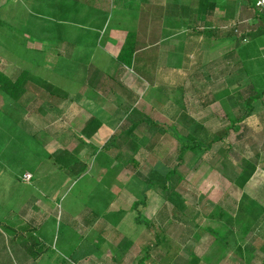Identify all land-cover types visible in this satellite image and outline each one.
I'll return each mask as SVG.
<instances>
[{"label":"rangeland","instance_id":"374dc122","mask_svg":"<svg viewBox=\"0 0 264 264\" xmlns=\"http://www.w3.org/2000/svg\"><path fill=\"white\" fill-rule=\"evenodd\" d=\"M87 2L8 0L0 4V59L1 63L11 62L8 66L3 65V71L15 79L22 70L28 69L31 74L52 80L68 91L67 98L58 106H50L41 97L31 95L16 102L0 90V155L6 157L3 159L5 161L0 162V170L3 164L9 163L6 160L7 148L8 160L10 154L18 156L13 166L5 168L9 175L13 172L12 177L16 176L17 170L21 172L31 168V164H39L44 157H47L48 162L50 157L33 138L30 140V150L24 149L27 135H22L18 128H13L12 135L5 134L6 123H9L7 114H31L29 119L32 126L42 125V119L35 115L42 114L48 131L43 140L48 143V147L54 148L53 144H58V147L64 148V152L70 150L69 153L76 146L87 148L86 153L82 152L79 157L87 161L80 159V164L84 166L82 169H85H81L82 172L78 174V167L67 172L65 164L74 162V155L67 157L64 154V159L59 160L62 173H57L56 177L46 166H41L39 171L40 175L44 174L43 177L36 176L32 183H20L15 177L14 183L9 184L6 177H0L4 180L0 184V191L4 192H0V202L4 198L5 206L9 201L11 207L15 204L18 208L33 194L39 193L37 197H43L41 194L45 193L54 195L57 199L55 208L62 214L59 224L62 225L63 232L67 229L70 236L72 222L69 221L73 215L84 210L82 208L87 203L100 217L116 226L118 217L122 216L117 211L105 215V208L116 195L118 199L115 207L127 213L123 223L120 222L117 227V233L121 231L117 237L129 238L124 248L131 242H137L139 234L143 235L144 244L145 241L152 240L154 244L158 241L159 245L155 246L157 249L152 256L154 264H171L167 262L166 252L163 250L168 242L178 243V253L184 254L183 256H201L200 262L194 257L190 264H264V98L254 102L251 115L240 123V131L232 130L230 136L214 142L206 152L187 151L184 154L185 161L179 166L176 158L180 147L177 133L194 134L202 142L210 143L216 132L228 127L231 121H236L244 113L246 106L243 99L247 96V87L254 85L264 88V72L259 69V63L247 65V55L244 54L245 57L241 56V59L245 66L240 65L241 69L233 72V77L229 76L228 79L225 74H231L223 71L224 69L209 73V70L200 71L197 66H193L198 61V51L190 59L193 65H187L194 68V71H149L151 90L138 99L136 105L144 114L129 115L136 120H141L142 117L145 121L150 119L158 125L143 122L135 130L132 137L133 146H136L135 153L126 143L123 148H115L114 145L108 148L114 138L115 144L122 142V139L117 138L119 128L129 120L123 109L125 101L119 102L125 94L109 92L108 95L104 94L105 98L82 96L76 92L78 89L74 81L77 82V79L71 76L82 75V78L84 71L64 69L62 65L52 61L54 57L47 58L45 64L44 56L38 54V47L42 51L49 47L44 46V42H52L51 47L55 48L61 45L58 51H64L68 58L75 59L76 56L84 55L85 64L91 62V55L94 57L100 54L98 37L92 30L85 36L81 35L79 40V43H89V49L83 44L79 47L82 49L77 52V48L70 45L74 39L72 32L82 30L79 24L88 25L89 19L95 22L101 15L99 12L93 14L90 9L83 7ZM248 12L253 15L254 8L246 10L244 14ZM95 26L98 27L99 24L96 23ZM254 40L256 41L252 45L264 42V34H256ZM191 51L196 52V48ZM229 58L230 56H225L221 58V62ZM92 65L95 68H98L97 65L101 66L99 63ZM257 69L259 71H254ZM155 74L156 79L152 81ZM214 74L219 76L216 78ZM213 97L216 98L215 102L203 105L204 100ZM88 114L98 115L103 121L104 130L94 138L95 145L102 146L97 150L93 146H87L88 142L83 146L81 144L83 140L80 138V131L86 118L90 116ZM54 127L61 133L56 141H52L48 134ZM7 140L10 143L8 147L5 146ZM131 156L135 159L134 163L129 161ZM173 166H177V175L181 176L179 180L175 178L173 181V188L178 195L165 201L163 193L153 189L147 192L146 205L134 207V203L143 199L145 179ZM242 172H252L244 186L237 184ZM1 205L0 203V211L3 210ZM1 218L0 216V220ZM231 219L233 222L229 224L228 220ZM248 221L251 225L246 229ZM0 225L3 223L0 222ZM6 238L7 236L0 235V264L13 262L7 252L10 248ZM74 238L76 239L75 236ZM119 239L118 245L110 248V255L115 257H120L119 246L122 240ZM95 243L98 245V240ZM63 252L68 254L65 250ZM105 254V250L99 249L95 255L99 258ZM126 256L127 259L132 258L129 264L135 263L132 251ZM71 257L73 256L70 254L58 255L65 264H77ZM150 262L151 259L145 264H152Z\"/></svg>","mask_w":264,"mask_h":264},{"label":"crops","instance_id":"0c3cea01","mask_svg":"<svg viewBox=\"0 0 264 264\" xmlns=\"http://www.w3.org/2000/svg\"><path fill=\"white\" fill-rule=\"evenodd\" d=\"M4 1L8 0H0V4H3ZM87 1L88 2L83 7L90 9V12L93 14L99 12L101 15L95 22L89 19L88 25L84 26L83 24H79V28L82 30L76 29L72 32V34H74V39L71 41L72 43H70V45L75 46L78 52L79 49H82L79 48L81 35L85 36L87 33L89 34V30L95 31L98 37L97 47L100 48L101 52L94 57L91 55V62L95 65L98 63L101 65H97V70L113 72L117 68L114 60L117 58L127 34L131 31L138 33L141 40L144 38L147 42L146 48L141 49L138 54H142L144 51L145 53L148 52L146 55H151V60H148L145 64L146 67H144L150 71L180 69L194 71V68H189L187 65H193L190 59L193 54L200 51L197 56L198 61L193 65L197 66L196 68L200 69V71L206 69L209 70V73H212L224 69L223 71H228L227 73L231 74H225V77L227 76L229 79V76L233 77V72H237L241 69L239 67L240 65L245 66L241 56L245 57L244 54H246V64L259 63V69L264 72V42L258 45H252V43L256 41L254 40L256 34L261 36L264 34V17L255 14V11L253 15L249 14V12L244 14L246 10H253L252 6L254 5V0H206L209 4L206 1L203 2L200 0ZM210 4H215L213 11L210 10ZM108 15L109 17H107ZM76 16H78V11ZM108 18H110V21H108ZM96 23L99 24L98 27L95 26ZM192 24L195 25V29H193ZM78 36L79 38H77ZM51 43L52 42H44V46L49 47H46V50L43 49V51L41 47H38V54L41 53V55L44 56L45 64L47 58L54 57L52 61L62 65L64 69H78V71L81 72L85 70L83 66V62L85 61L84 55H80L79 57L76 56L75 59L68 58L65 56L64 51H58L61 45L55 48L54 46L51 47ZM193 45L195 47H193ZM86 47L89 49V43H86ZM195 48L196 52H192L191 49ZM42 53H44V55ZM225 56H230V58L227 61L221 62V58ZM10 63L11 62L8 61L1 63L0 59V70L3 71L5 66H8ZM150 65L151 67H149ZM254 71L259 70L257 69ZM5 74L9 76L7 73ZM81 76H71V78L77 79V82L74 81L78 89L76 90L77 93L79 92L82 96L86 95L87 97L105 98L103 95L104 93L101 94V92H97L93 85L89 83L85 84ZM213 76L217 78L219 75L214 74ZM121 81H123L134 95L138 96V99H141L143 95L151 90L149 82L136 74L133 69H126L122 74ZM145 83L147 86H145ZM147 88L148 90H146ZM120 100H124L125 103L127 101L125 97H122ZM215 101L216 98L213 97V102ZM137 103L138 101L136 105ZM7 115L9 116V123H6L5 134L12 135L13 128L16 127L21 131L22 135H24V133L27 135V143L24 145V149L30 150V140L33 138V141H37V145L50 155L48 162L47 157H44V159L39 161V164H31V168L28 167L27 169L21 170V172L17 170L16 176L12 177L13 172L9 175L8 169L5 168L13 166L18 156H11L10 154L8 160L9 149L7 148L6 160L9 161V163L4 162L5 164L2 165L0 177H6V182L9 184L14 183L15 177L20 183H32L36 176L40 178L43 177L44 174H39L41 166L48 167L51 174L56 177L57 173L62 171L59 160L64 159V154H66L67 157L74 155V160H76L80 166H82L80 164V159L81 161L87 162L79 158L82 152L83 154L86 153V147L79 148L76 146L71 153H69L70 150L64 152V148L62 146L58 147V144H53L52 147L54 148L48 147V143L43 140L47 137L46 132L48 131L46 129V120L43 118L42 114H35L42 119V125L40 126H32L30 124L29 116L31 114ZM88 115L90 116L86 118V122L94 116V114ZM94 117L102 123L101 127L94 135L88 137L83 133L84 125L80 131L82 132L80 138L83 140L81 141L82 146L86 145L88 142L87 146L99 148L102 146H96L94 138L104 130V125L102 119L99 118L98 115ZM10 124L11 127H9ZM48 134L52 141H56L61 133L58 128L54 127L51 128ZM22 140L24 141V139ZM9 145L10 143L7 140L5 146L8 147ZM50 149H55V151H51ZM75 153H77V156H75ZM4 158L6 157L0 155V162L5 161L3 160ZM23 158L25 159V156H23ZM27 173L32 174V179L30 181L24 179V175ZM3 182L4 180L0 179V184ZM108 191L111 195L113 194L111 190L108 189ZM0 192L4 194V192ZM39 195L40 194L37 193L33 194L28 199L26 198L22 203L23 206L19 205L20 207L18 206V208L15 204L11 207L9 201L5 206L4 198L0 202L2 204L1 207L3 206V210L0 211V216L2 217L0 222L3 223L2 226L0 225V235L7 236L6 239H8L7 242L9 243L7 246L10 248L7 252L8 255L13 258L12 264H65L63 263L65 262L62 260L63 258H58V255L65 254L67 256L68 254L73 256L71 258L74 259L73 262L77 264H106L109 262L113 264H129L132 258L127 259L126 255L130 251L134 253V264H145L149 259H151L150 263H152L153 252L157 249L155 246L159 245L158 241H156L155 244L152 240L150 242L145 241L146 243L144 244L143 235L139 234L137 242H131L129 246L126 245L127 248H124L123 246L127 243L129 238L121 237V239H119L117 237L121 234V231L117 233L119 231L117 227L120 222L123 223L126 216L125 214H127L125 211L115 207L118 196L114 195L105 208V215L117 211L118 215L122 216L120 218L118 217L116 226L100 217V215L89 207L87 203L84 208H82L84 210L73 215V218L69 221L72 222V235L68 236L67 229L63 232L62 225L59 224V220L62 219V214L59 210L57 212L55 208L57 199L54 198V195L49 196L46 193L41 194L43 197H37ZM11 200L12 198H10V201ZM247 229H249V227ZM157 235L158 234H156V237ZM118 239L122 240V244L119 246L120 249L118 248L120 250V257H115L110 255V252H112L110 248L112 249L115 244L118 245ZM96 240H98V245L95 243ZM143 246L146 248L143 249ZM178 246V243L172 242H168L163 246V250L166 252L165 256L167 257V262L169 261L171 264H190V262H193L192 259L195 258H197L196 261H201V256L193 254L194 256L190 258L183 256L184 254H179ZM128 247H130V250ZM62 249L68 252V254L64 253ZM99 249L105 250L106 254L105 256L96 258L95 254Z\"/></svg>","mask_w":264,"mask_h":264},{"label":"trees","instance_id":"16d2710c","mask_svg":"<svg viewBox=\"0 0 264 264\" xmlns=\"http://www.w3.org/2000/svg\"><path fill=\"white\" fill-rule=\"evenodd\" d=\"M200 1L204 2L206 0ZM214 7L215 4H212L210 10L213 11ZM252 7L254 8L255 14L264 17V13L260 12L255 7V0ZM192 27L193 29L196 28L194 24H192ZM83 44L86 43H83L82 41L79 44V47H81L80 45ZM146 46L147 42L144 38L141 40V38L138 36V33L130 31L127 34L125 42L117 58L114 60L117 68L113 72H104L101 70H97L95 66L92 65V63L85 64V61L83 62V66L85 67V75H83V80L85 84L89 83L93 85L94 89L97 92H101V94L104 93L105 95H107L109 92L113 94H119V92H121L122 94H125V98L127 99L123 109L128 114L129 120L125 123V125L119 128L120 132L117 136L118 139H122L120 140L122 142H118L117 144H115L116 140L114 138V140L108 145V148L112 147L113 145L115 146V148L116 146H120V148H123V144L126 143L127 145L131 146L132 150L134 151L133 153H135L136 146H133L132 141L135 130L140 127L143 122H149L153 123L154 125H158V123L150 119H147L148 121H145V118L142 117L141 120H136V118H133L129 115L144 113L136 107L138 96L134 95L133 92L130 91L128 87L123 83V81H121L122 74L126 71V69H133L136 74L150 83V70L145 69L144 67H146V62H148V60H151V55H146L148 52L145 53L144 51L142 54H138V52L141 49L146 48ZM158 78L159 75H157V79ZM155 79L156 75H154V79H152V81ZM247 88V96L243 99L246 106L244 113H242V115H240L236 119V121H231V124L228 127L222 128L221 130L216 132V135L212 142H202L194 134L183 135L181 133H177V138L180 142V147L176 156L178 160V166L185 161L184 154H186L187 151L191 153H195V151L197 150L206 152L212 148L214 142L222 141L223 139H226L228 136H230L232 130H234L235 132L240 131V123L251 115L254 109V102L264 98V88H257L254 85H250ZM0 90H2L16 102H19L24 96L31 95L35 98L41 97L50 106H58L64 99L67 98L68 95V91L65 90L64 87L57 85L52 80L50 81L47 78H41L33 75L28 69L22 70L15 79L10 78L2 70H0ZM212 101L213 99L207 98L203 101V105L207 106L212 103ZM119 102H121V100H119ZM101 125L102 123L96 117H91L86 122L83 129L84 135L88 137L94 135L101 127ZM73 161L74 162H68L69 164H65L67 172L74 171L73 169L78 167L80 169L77 170L78 174L85 169H82L84 166H80L76 160ZM129 161L134 163V157L131 156V158H129ZM70 163H73V165H70ZM177 174V166H173L172 168L165 170L163 173L159 172L156 174H152L149 178H146L145 187L142 191L143 199L134 203V207L138 206L139 204L146 205L147 192L153 189L161 191L163 193V198L165 199V201L171 200L173 195L177 196L178 192L173 188L174 179L176 178L177 180H179V178L181 177ZM251 175L252 172H242L238 178L237 184H239L240 186H244ZM249 221L245 225L246 229L249 227V225H251ZM232 222V219L228 220L229 224H231Z\"/></svg>","mask_w":264,"mask_h":264},{"label":"built area","instance_id":"2783aa9c","mask_svg":"<svg viewBox=\"0 0 264 264\" xmlns=\"http://www.w3.org/2000/svg\"><path fill=\"white\" fill-rule=\"evenodd\" d=\"M255 7L262 13H264V0H255ZM24 179L30 181L32 179V174L27 173L24 175Z\"/></svg>","mask_w":264,"mask_h":264}]
</instances>
